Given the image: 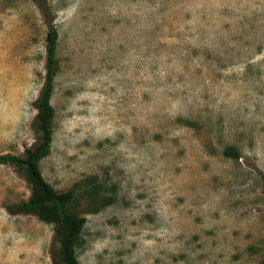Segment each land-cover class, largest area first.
I'll use <instances>...</instances> for the list:
<instances>
[{"label":"rangeland","instance_id":"1","mask_svg":"<svg viewBox=\"0 0 264 264\" xmlns=\"http://www.w3.org/2000/svg\"><path fill=\"white\" fill-rule=\"evenodd\" d=\"M58 31L44 178L96 177L80 264H264V0H0V155L37 139ZM233 147L239 154H225ZM0 164V264H56L51 224Z\"/></svg>","mask_w":264,"mask_h":264},{"label":"trees","instance_id":"2","mask_svg":"<svg viewBox=\"0 0 264 264\" xmlns=\"http://www.w3.org/2000/svg\"><path fill=\"white\" fill-rule=\"evenodd\" d=\"M58 36L56 27L50 24L46 34V77L35 102L38 111L35 119L36 142L21 156L11 153L0 155V164L12 166L22 173L31 190L27 200L13 204L9 208L33 214L53 226L58 245L56 264H80L76 250L84 243L82 231L86 219L76 210L75 201L85 198L86 212L89 213L97 211L99 209L97 206H109L114 199L111 196L100 198L101 184L97 182L96 177L83 179L73 187L60 191L44 178L40 169V161L49 155L53 139L55 110L51 98L58 72ZM225 154L239 158L233 147L226 148Z\"/></svg>","mask_w":264,"mask_h":264}]
</instances>
